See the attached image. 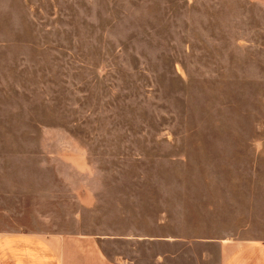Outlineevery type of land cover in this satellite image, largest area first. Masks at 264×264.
I'll return each instance as SVG.
<instances>
[{
	"label": "rangeland",
	"instance_id": "1",
	"mask_svg": "<svg viewBox=\"0 0 264 264\" xmlns=\"http://www.w3.org/2000/svg\"><path fill=\"white\" fill-rule=\"evenodd\" d=\"M7 3L0 235L121 236L139 203L212 237L261 201L264 0Z\"/></svg>",
	"mask_w": 264,
	"mask_h": 264
},
{
	"label": "crops",
	"instance_id": "2",
	"mask_svg": "<svg viewBox=\"0 0 264 264\" xmlns=\"http://www.w3.org/2000/svg\"><path fill=\"white\" fill-rule=\"evenodd\" d=\"M0 0V79L2 66L3 18L13 11ZM4 27V29H3ZM124 208V218L133 221L121 236L76 235L49 238L33 233L0 235V264H264V197L250 196L239 215L228 220L232 233L208 234L170 232L147 234L140 228L145 220L143 206ZM170 220L166 211L159 213Z\"/></svg>",
	"mask_w": 264,
	"mask_h": 264
}]
</instances>
